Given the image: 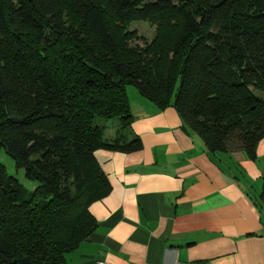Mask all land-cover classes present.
Masks as SVG:
<instances>
[{"label":"trees","instance_id":"1","mask_svg":"<svg viewBox=\"0 0 264 264\" xmlns=\"http://www.w3.org/2000/svg\"><path fill=\"white\" fill-rule=\"evenodd\" d=\"M157 26L131 48L128 26ZM173 107L212 153L264 138V0H0V264H66L111 192L94 153H132L128 87ZM97 118L118 119L114 136ZM109 135V134H108Z\"/></svg>","mask_w":264,"mask_h":264},{"label":"crops","instance_id":"2","mask_svg":"<svg viewBox=\"0 0 264 264\" xmlns=\"http://www.w3.org/2000/svg\"><path fill=\"white\" fill-rule=\"evenodd\" d=\"M131 92L142 146L95 151L111 192L66 264H264V138L255 158L234 143L212 153L176 109Z\"/></svg>","mask_w":264,"mask_h":264},{"label":"rangeland","instance_id":"3","mask_svg":"<svg viewBox=\"0 0 264 264\" xmlns=\"http://www.w3.org/2000/svg\"><path fill=\"white\" fill-rule=\"evenodd\" d=\"M131 33H136V37L133 38L131 41L128 42L129 47L131 48H144L152 44L157 36V26L155 24H151L145 21H134L128 26V30ZM131 90L137 91L135 86L128 87V94L129 98H132L133 94ZM260 96H264L262 93H258ZM118 119H111V120H104L97 118L95 120V124L99 126H106L108 127V132L106 135L111 134L115 129V126H118ZM0 161L4 164L7 168L8 173L11 176H14L22 185V187L28 191L33 192L38 183L36 181L29 180L25 177V172L23 169H18L16 167V163L14 159L8 155L5 150L0 151Z\"/></svg>","mask_w":264,"mask_h":264},{"label":"built area","instance_id":"4","mask_svg":"<svg viewBox=\"0 0 264 264\" xmlns=\"http://www.w3.org/2000/svg\"><path fill=\"white\" fill-rule=\"evenodd\" d=\"M97 264H105L104 262H98Z\"/></svg>","mask_w":264,"mask_h":264}]
</instances>
